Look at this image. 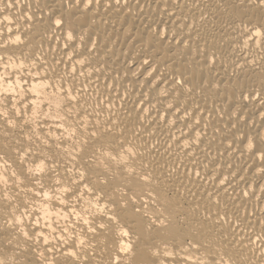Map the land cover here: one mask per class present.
I'll return each mask as SVG.
<instances>
[{
    "label": "bare ground",
    "instance_id": "6f19581e",
    "mask_svg": "<svg viewBox=\"0 0 264 264\" xmlns=\"http://www.w3.org/2000/svg\"><path fill=\"white\" fill-rule=\"evenodd\" d=\"M0 264H264V2L0 0Z\"/></svg>",
    "mask_w": 264,
    "mask_h": 264
},
{
    "label": "snow or ice",
    "instance_id": "6c2138e0",
    "mask_svg": "<svg viewBox=\"0 0 264 264\" xmlns=\"http://www.w3.org/2000/svg\"><path fill=\"white\" fill-rule=\"evenodd\" d=\"M262 2H264V0H262Z\"/></svg>",
    "mask_w": 264,
    "mask_h": 264
}]
</instances>
